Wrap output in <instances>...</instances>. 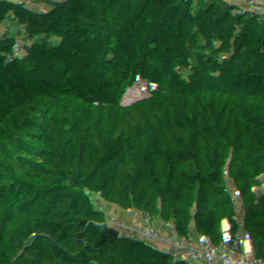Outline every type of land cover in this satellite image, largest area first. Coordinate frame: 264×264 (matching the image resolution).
Wrapping results in <instances>:
<instances>
[{
  "label": "trees",
  "instance_id": "1",
  "mask_svg": "<svg viewBox=\"0 0 264 264\" xmlns=\"http://www.w3.org/2000/svg\"><path fill=\"white\" fill-rule=\"evenodd\" d=\"M86 92L264 115V0H0V264H264V160Z\"/></svg>",
  "mask_w": 264,
  "mask_h": 264
},
{
  "label": "crops",
  "instance_id": "2",
  "mask_svg": "<svg viewBox=\"0 0 264 264\" xmlns=\"http://www.w3.org/2000/svg\"><path fill=\"white\" fill-rule=\"evenodd\" d=\"M33 103L37 105L35 108L32 105L23 108L19 123L24 122L29 116L28 113H34L35 109L42 104L41 102L37 103V101H33ZM111 104H113V113L122 116L123 113L119 110L117 102L113 100ZM175 119L178 130L185 135L200 141H215L218 146L224 147L228 151L249 156L253 160H264V128L255 130L248 127L245 132L250 137L245 138L238 122L227 117H214L198 112L189 114L180 111L175 114ZM5 131L11 132L13 129L8 130L6 127ZM3 140H5V136L1 139V141Z\"/></svg>",
  "mask_w": 264,
  "mask_h": 264
},
{
  "label": "built area",
  "instance_id": "3",
  "mask_svg": "<svg viewBox=\"0 0 264 264\" xmlns=\"http://www.w3.org/2000/svg\"><path fill=\"white\" fill-rule=\"evenodd\" d=\"M33 97H27L26 102ZM49 97L56 99L58 102H63V103L65 102V103H70V104H81L86 108V110H89V111H97L99 113L113 112V108H112L113 104L111 103L114 100V97H106L99 93L86 92V93H79V94L72 95V96H66V95L61 96L60 95V96H54V97H51V95H48L47 99H49ZM117 105H118L119 110H121V112L123 113L122 116H130V115L138 114L144 110H150L151 114L148 117V122L151 123L152 127H155L157 123H166V122H170L177 127L175 114L180 111H185L189 114L198 112V113L207 114V115L214 116V117L216 116L227 117L233 121H236L239 124L240 130L244 133L245 138L250 137V135L246 134L245 132L248 127H252L255 130H260L261 128H264V121H237L232 116H230L227 112L221 109L212 107V106L166 104V105H160V106L148 108L145 105L139 104L127 98H118ZM210 143L213 145H217L215 141H211ZM91 219H94L97 223L102 224V226L104 227L99 229V230H102L107 227L108 222H112L115 220V216L107 215L104 212H99L98 210L95 209V214Z\"/></svg>",
  "mask_w": 264,
  "mask_h": 264
},
{
  "label": "rangeland",
  "instance_id": "4",
  "mask_svg": "<svg viewBox=\"0 0 264 264\" xmlns=\"http://www.w3.org/2000/svg\"><path fill=\"white\" fill-rule=\"evenodd\" d=\"M43 100H45V97L43 95L34 96L33 98H31L30 100H28L27 102H25V105H24L23 108L28 107L29 105H32L35 108V106H37V105H35L33 103V101H35V102L37 101V103H40V102L42 103ZM114 100H115V102L118 103V98H114ZM22 112H23V109L21 111H19L15 115V117L13 119V122L11 124H9V125L6 126L8 128V130H12L13 129V131H11L13 133H19L20 132V129L22 128V126L26 123V121H29V119L31 118V116L34 114L32 112L28 113V115H29V116L27 115L28 118H26L24 122L19 123L20 116H21L20 114ZM2 138H4V135H0V141H1ZM103 227L104 226H102V224L97 223L94 219H90L87 222V224L85 225V227L83 228V232L82 233H83V235H89V234L93 233L94 231L99 230V229H101Z\"/></svg>",
  "mask_w": 264,
  "mask_h": 264
},
{
  "label": "water",
  "instance_id": "5",
  "mask_svg": "<svg viewBox=\"0 0 264 264\" xmlns=\"http://www.w3.org/2000/svg\"><path fill=\"white\" fill-rule=\"evenodd\" d=\"M197 105H205V106H212L218 109H221L227 112L230 116H232L237 121H264V115H238L226 107L221 106H214V105H207V104H197ZM20 134V133H18Z\"/></svg>",
  "mask_w": 264,
  "mask_h": 264
}]
</instances>
